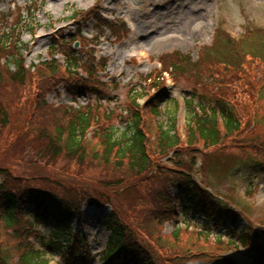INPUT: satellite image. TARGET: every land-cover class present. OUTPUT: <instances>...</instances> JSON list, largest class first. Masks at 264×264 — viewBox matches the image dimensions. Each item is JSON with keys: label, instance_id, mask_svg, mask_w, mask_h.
Returning a JSON list of instances; mask_svg holds the SVG:
<instances>
[{"label": "rangeland", "instance_id": "obj_1", "mask_svg": "<svg viewBox=\"0 0 264 264\" xmlns=\"http://www.w3.org/2000/svg\"><path fill=\"white\" fill-rule=\"evenodd\" d=\"M148 1L150 0H126V2H129V8L126 9L127 14H133L134 11L131 7L140 9L141 5L146 4ZM163 1L166 0H158V2ZM115 2L116 0H0V31L6 26L7 29L11 27L16 29L21 24V14L26 15L28 13V11L27 13L24 11L26 7L30 11L29 16L33 18V27L30 29L29 27L24 28V31L20 33V40L23 44V51L25 50L27 64L33 63L37 67L34 72L28 73L27 71V79L23 84H20L18 82L14 83L10 79L9 73L11 71L5 68L4 62L1 63L2 72L6 74V80L0 87V107L5 110L9 118L8 123L5 124L0 115V167L9 170L8 173L0 174L1 180L9 174L11 179L18 180L17 183L22 186L56 193L60 192L57 194L58 196L76 202H78V192L81 197L96 194L94 190L96 183L94 182L100 184L98 180H107L116 174L108 166L103 167L106 169L103 170L102 166L97 164L98 160L93 157L94 154L98 153V137L102 136L103 133L105 135L107 131L105 129L111 126L125 128L126 125L122 123V120H124L130 104L127 87H133L134 92L137 94L143 91L142 85H146L142 83L143 81L140 78L136 77L137 70L140 74H148L157 65V59H163L165 54L170 56V60L175 58L171 55L173 52H180L181 55L192 54V57L196 59L199 46L209 44L211 41L217 16L222 17L227 27H231L237 34L244 33L246 26L250 27L252 23L264 27V0H184L183 5L171 13L172 16H159L156 22L152 20L154 24L150 27L147 24L151 20L146 21L141 14H138L140 22L138 23L140 30L138 37H140V41L135 44H123L126 42L112 44L108 40L109 35L107 32H104V36L100 41H97L100 36L95 35L99 31L96 28L93 29L91 23L86 24V28H82L79 19L89 17L87 15L93 16L98 10L102 9L105 19L112 20L114 15L111 11L114 7H117L116 9L119 11L115 14V18H119L122 5L121 7L115 6ZM186 5H188V8ZM146 6H150V4L147 3ZM8 25L10 26L8 27ZM204 27L205 29H203ZM63 38H66L64 45H59L54 50L50 49L53 44H60ZM76 44L78 45L75 48ZM71 49L82 54L83 58L88 61L95 59V57L111 56L107 68L108 74L115 73L119 77L118 79L122 80L121 85L115 92L111 87L107 88V85L103 86L102 84L90 82L101 89L100 92L103 93L104 100L101 102L96 99L91 100L93 101L91 105L92 115L97 117V120H92L96 129L90 131L83 139L85 156L88 157L84 162L75 161L72 158L68 159L65 155H61L59 159H54L45 152L48 138L52 137V140H56L60 130H63L64 134L67 133L70 119L75 115L73 112L77 111L76 108L69 106L79 107V105L84 106L87 103L86 99L77 102L78 104L75 103V105H67L65 101L62 103L60 97L52 100L51 91L54 87L52 85L58 81L66 78L77 79L80 78V75L85 78L87 77L86 74L80 73V75H73L72 78L64 69L57 68L58 73L55 79L53 71L48 69L50 65L40 64L48 57L53 56H57L62 60L63 53L70 50L69 54H71L73 52ZM23 51L21 54H23ZM10 53L14 54L15 51L4 50L0 45V58L5 59ZM133 55L136 56L137 62H140L138 67H134L130 63V58ZM151 59H154V61ZM123 69L126 70L125 74L122 71ZM102 71L98 72L101 73ZM262 71L261 69V74L255 77L256 79L245 76L235 77L227 83V85L232 84L230 88H222L232 93L230 101L234 105H240L245 111H250L249 120H246L247 116L245 117L241 109L242 120L249 128L247 135L251 136L250 139H256L258 136L260 139L255 142L254 147L241 141L246 146V151L253 148L252 151L247 153L237 147V144H241V142H233L234 139L229 140L228 137L227 146L219 150L220 146L210 148L196 136L191 140L186 126L188 116L181 109L176 114L178 146L169 155L164 156L163 149L158 146V141L161 136V124L166 125L168 115H171L176 108L174 99L170 97V99L163 101L165 111L162 110L164 113L162 112L163 114L159 117L154 116L153 110L148 104L140 109L141 122H143V129L148 139L147 146L151 160V171L147 175L148 179L144 183L143 181L139 182L140 189L137 191L121 190L117 192L114 190L108 194L113 196L111 200L115 202L117 209H122L120 215L124 221L132 224L135 227L134 231L138 232L146 243L151 244L154 242L156 246V240H160L158 247L156 246L155 249L150 247L155 257L163 252L164 256H171L184 251L188 255V259L193 261L186 264H205L204 254L202 257L200 255L189 257V253L196 250L205 254L212 251L221 254L227 250H232L231 247L227 248L220 245L219 242L197 235L198 233L193 229V226L187 231L178 228L180 225L172 215H170L168 221L152 220L154 214L171 204L168 202V198L177 197V191L179 190L175 189L173 184L168 185L167 179L177 180L182 170L193 173V161L197 163L195 170L198 172L196 175L199 179L202 178L204 182L207 181V184L218 193L233 196L232 200L236 207L252 219L254 227L263 225L264 177L261 174L255 177L253 175L255 174L254 171L251 172L248 169L247 172L241 169L243 161H249L251 158L254 159L252 160L253 163V161L264 155V74L262 75ZM249 73L255 75L257 71L252 69ZM100 77L104 82L109 81L106 72L101 73ZM98 78L97 73L90 79L95 81ZM252 79L258 86L254 93L247 94V87L244 82ZM179 81L172 94V96L177 95V98L184 93V90L192 86L186 80L180 79ZM151 93L152 89L149 88L146 92L148 98H142L141 101L147 102ZM43 134H47L48 137H41ZM64 134V137L61 136L59 145L63 152H66L64 143L67 137ZM44 138H47V140ZM255 147H258V149ZM223 149L227 151L229 157L226 156ZM217 159L223 160L222 165L228 164V167L223 168L222 172L229 171L228 176L219 178V184L216 183L217 170L214 167L208 166L207 171L199 170L201 162ZM55 180H62V184L67 185L70 190L64 193L58 190L55 183H47V181L55 182ZM258 183L260 184V191L255 196L256 208L253 211L249 205L246 208H241L247 186L252 184L254 187ZM70 184L82 188L75 190L72 189L73 186L70 187ZM233 185H236L239 189L236 196L231 192L233 191L231 188ZM161 193L167 196L162 198ZM86 209L88 214L85 213V219L82 222L74 221V224H76L74 231H78L79 234L84 235L89 240L87 247L89 257L87 258L84 253L82 257L70 262L69 259L60 256L50 259L52 255H46V258L51 261L50 264H102L99 254L106 251L112 237L111 231L106 227L102 217L104 218L110 214V208L106 207L101 212L94 207L89 209V205L84 203L82 211ZM180 218L182 222L183 217ZM199 223H204L203 219H200ZM26 224L28 223L21 221L15 228L2 226L1 243L3 246L11 248L15 257L18 251L27 248L35 238V246L41 244L40 240L42 238H45L42 239L44 242L47 241L52 232L49 227H42L38 233L33 231L25 235L24 226ZM177 229L179 231L176 233ZM38 234H40L39 238L36 237ZM220 235L225 237L227 234L221 232ZM140 240L144 242L142 239ZM237 260L241 264H252L243 257ZM161 264L163 263L161 262Z\"/></svg>", "mask_w": 264, "mask_h": 264}, {"label": "trees", "instance_id": "obj_2", "mask_svg": "<svg viewBox=\"0 0 264 264\" xmlns=\"http://www.w3.org/2000/svg\"><path fill=\"white\" fill-rule=\"evenodd\" d=\"M32 20L33 18L30 16L28 18L26 17L25 19H22L21 24H19L16 29H13V27L7 29L6 26L0 31L1 48L4 50L15 51L14 54L10 53V55H7V58L3 59L4 65H6L5 68L11 71L9 73V77L14 83L18 82L23 84L27 79V71L28 73L34 72L36 68L35 66L31 65L27 69L23 54H21L24 48L20 40V33L24 31V28L29 27L30 29L33 27ZM9 26L10 25H8V27ZM251 51H253V49H251ZM230 52L228 54L224 53V55L229 58V65L233 69H239L240 66L238 63V57L232 58V54L229 56ZM1 60L2 58H0V87L6 80V74L2 72L3 68L1 67ZM67 61L68 72L72 74V71H74L75 73L77 71V67L80 66L79 57L76 55H70L67 58ZM181 61H184L185 63L180 65L175 64V67L179 72L194 76L201 71V69L197 67V64H194L189 60V57L183 56L181 57ZM52 63L53 64H51L48 69L53 71V75H55L54 78L56 79V75L58 73L56 69L60 66L55 60ZM143 82L145 83L146 81L143 80ZM146 86L147 85H143V91L141 93L136 94L132 89L128 94L130 98V104L128 106V110L126 111L125 118L122 120V123L126 125L125 128L121 129L111 126L105 129L107 130L105 135L103 133L102 136L98 137V153L93 155L94 159L98 160L97 164H100L102 168L108 166V168L110 167L116 172V174L110 179L98 180L100 181V184L94 182L96 183L94 186L96 194H94L92 197L98 201H100L101 198L104 203H111L115 205V202L111 200L113 196L108 193L114 190L117 192L119 190H127L132 192L137 191L140 189L139 182L143 181L144 183L148 179L147 175L151 171V161L147 146L148 139L143 129V122H141L142 118L140 114V100L146 97ZM231 95L232 93L229 92V90H223L222 84H220L218 96L221 97V101L219 105H215V111L209 110L203 105L196 106L195 100L188 102L189 120L187 121V128L189 130L191 140L194 138V136H196L206 145H208V147L217 148L220 146L218 150L225 147V142H220L222 132L217 116L220 115L223 117L225 127L228 132L239 129L241 123L243 122L242 119L238 118V116H235V107L231 105L230 101ZM196 107H199V112L196 110ZM152 110L154 116L156 117H159L163 114L156 108H153ZM73 113L75 115L70 119L71 122L67 133L64 134L63 130H58L59 135L56 140H52V137L48 138L45 152L51 157H54V159H59L61 155H65L68 159L72 158V160L84 162L88 159V157L85 156L83 139H85L86 133L93 123L92 120H97V117H93L92 107L78 109ZM176 113L177 108L173 110L171 115H168V121L166 122V125L161 124V136L159 137L158 146L163 149L162 151L164 155H167L169 150H172L178 146L179 140L178 135L176 134ZM247 114L248 113H246L245 116H247ZM0 115L2 117L3 123L7 124L9 121L8 115L1 107ZM242 133L243 132L237 133L236 137L241 136ZM63 134L67 135L66 142L64 143L66 152H63L61 146L59 145V141L61 140V136H63ZM41 137L48 136L47 134H43ZM44 139L47 140V138ZM210 162H215L214 164H217L220 163V159ZM103 170L106 169L103 168ZM8 172L9 170L0 167V174ZM168 180L169 179H167V183ZM17 181L18 180L11 179L9 174H7V177L4 179V181H0V264H48L46 255L42 253L41 250H37V248L30 246L24 250L18 251L19 255L16 253L18 257L17 260H15V255L12 254L11 248L3 246L1 243L2 226L5 228L17 227L20 222L23 221L22 217L24 216L23 213L17 209L18 205L21 204V211L26 205H33L34 211L30 213V217H32L34 224H36V226L42 225L45 227H50L52 231L49 241L46 242L45 246L47 247L49 245L51 249L50 251L57 250V244L60 246L62 243L67 245L70 239L73 237L71 225L72 220L74 213L76 211L78 212V204L84 196L81 197L80 193L78 192V202L74 201L73 203L69 201L67 202L66 197L63 198L52 194L55 193L54 191L49 193L37 190L38 192L27 191L20 193L18 190L22 189V185L17 183ZM178 182V186L180 189H182L184 206L191 205L192 209H196L197 206L200 205L199 203H202V201L207 204L209 199H212L210 196L206 198L202 196V189H199V187L196 185V182L190 176H187V178L183 179L180 178L178 179ZM47 183H55L58 187V190H61L64 193L70 190L67 185L62 184V180H55V182L47 181ZM72 186L73 185L70 184V187ZM102 186H104V188H102ZM73 187L74 188L72 189L75 190L82 188L80 186ZM161 196L164 198V195ZM96 202L97 201H95V203ZM217 207L222 211V213H224L226 217L232 218L233 221L236 222L237 219H239L238 213L227 204L225 207ZM121 211L122 209L120 208L119 210L118 208L119 214H122ZM18 214H20V216H18ZM103 221H105L106 227L111 231L112 234V237L109 240L108 250L105 252V258L113 257L116 254H120L122 250H125L128 255L132 253L134 254L133 264H141L142 259L136 253L145 252L151 256L152 252L150 247L155 249L156 246L158 247L160 245V240L158 239L156 240V246L154 242L150 244L144 241L146 247L142 243L140 244V241L136 235V231H133V228H130L129 223L125 222L124 219H122V217L118 214L106 217L103 219ZM178 231L179 229L176 230V233ZM245 231L248 232V229L240 232H234L233 236H237L236 238H239V241L244 243L247 239V233ZM232 243L234 242H231V244ZM133 248H135L136 253L134 252ZM197 252L198 251L196 250H192L189 254L195 255ZM155 253L157 252L155 251ZM214 254L215 252L212 251L206 256L213 257ZM185 255L186 253L183 251L176 255L173 254L174 257L169 258L168 256H164L163 252L160 255L158 254L156 258L159 260H162L163 258L164 261H167V263L169 262L170 264H178L180 257L182 258ZM145 262L151 263V261H144L143 263Z\"/></svg>", "mask_w": 264, "mask_h": 264}]
</instances>
